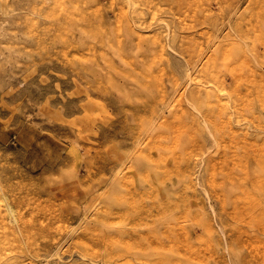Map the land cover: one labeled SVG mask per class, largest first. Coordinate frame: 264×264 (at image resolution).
I'll use <instances>...</instances> for the list:
<instances>
[{
    "label": "rangeland",
    "instance_id": "rangeland-1",
    "mask_svg": "<svg viewBox=\"0 0 264 264\" xmlns=\"http://www.w3.org/2000/svg\"><path fill=\"white\" fill-rule=\"evenodd\" d=\"M89 1L0 0V256L264 264V0L125 1L139 32L126 49L120 3L101 0L104 29Z\"/></svg>",
    "mask_w": 264,
    "mask_h": 264
},
{
    "label": "bare ground",
    "instance_id": "bare-ground-1",
    "mask_svg": "<svg viewBox=\"0 0 264 264\" xmlns=\"http://www.w3.org/2000/svg\"><path fill=\"white\" fill-rule=\"evenodd\" d=\"M63 1H64V0H63ZM74 1H75V0H74ZM90 1H92V2L94 3L93 5L96 6V9H97L95 19H99V20H97V22L99 21V22H100V25H101L104 29H106L107 27H106L105 24H108V20H107L106 14L103 13L104 5L102 4L101 0H90ZM90 1H89V2H90ZM117 1L120 3V5H117V4H118ZM117 1H116V0H113V3H117V4H115V7H114V8L117 9V10L119 11V13H122V15H123V17H124V19H123V21H122V22H123V33H122V34H123V38H122L121 42H123V47H125V49H126V47L129 45L128 43L132 44L133 40H136V39H133V36H135V35L137 36V34H138L139 32H137V31H135V30L132 29V26H131V23H132V22H131V21H127L128 18H126V17L124 16V13H126V10H125V7H124V4H125L124 2H125V1H129V0H117ZM50 2H51V1H48L46 6H47L48 9H50V10L52 9L51 12H52L53 14H56V13H57L56 15H58V13H59V14H63V16H62L63 18H65V16L68 17V15H69V16H72L71 14H69L68 12H66L65 8L63 9L64 3L62 4L61 1H60V2H54V1H53L54 3H50ZM81 2H82V1H81ZM87 2H88V1H87ZM69 3H70V2H69ZM69 3H68V4H69ZM43 4H44V3H43ZM80 4H81V3H80ZM83 4H84V3H83ZM84 5H85V4H84ZM42 6H43V5H42ZM44 6H45V5H44ZM75 6H76V5H75ZM79 6H80V5H79ZM90 6H92V5H90ZM90 6H89V7H90ZM40 7H41V6H40ZM49 7H50V8H49ZM38 8H39V7H38ZM41 8H42V7H41ZM80 8H82V7H80ZM87 8H88V7H87ZM62 9H63V10H62ZM77 9H78V8H77ZM82 9H83V8H82ZM82 9H81L80 11H82ZM105 9H106V8H105ZM115 9H114V10H115ZM135 9H136V8H135ZM38 10H39V9H38ZM83 10H84V9H83ZM44 11H46V10H44ZM51 12H49V15H50ZM41 13H42V12H41ZM86 13H87V12H86ZM88 13H89V12H88ZM92 13H93V12L91 11V14H92ZM42 14H43V13H42ZM74 15H75V14H74ZM88 15H89V14H88ZM93 15H94V14H93ZM41 16H42V15H41ZM89 16H90V15H89ZM89 16L87 17V19H86V16H85V19H86L87 21H90V22L93 23V24H97V23H94V21H95V20L93 19L94 16H93V18H92L93 20H92L91 17H89ZM126 16H128V15H126ZM56 17H57V16H56ZM117 17L119 18V15H118ZM46 18H47V17H46ZM33 20H34V19H33ZM35 20H36V19H35ZM52 20H53V19H52ZM54 20H56V18H55ZM57 20L59 21V19H57ZM76 20H79V19L76 18ZM82 20H83V19H82ZM133 20H135L137 23L141 24V18L136 17V18H133ZM28 21L30 22L31 20H28ZM110 21H111V20H110ZM32 22H33V21H32ZM36 22H37V21H36ZM53 22H54V21H53ZM62 22H63V20H62ZM73 22H74V21H73ZM80 22H81V21H80ZM33 23H34V22H33ZM43 23H44V22H43ZM48 23H49V22H48ZM75 23H77V22H75ZM86 23L89 24V22H86ZM110 23H111V22H110ZM31 24H32V23H30V25H31ZM56 24H57V23H56ZM60 24H61V23H60ZM72 24H74V23H72ZM98 24H99V23H98ZM44 25H45V24H44ZM61 25H62V24H61ZM70 25H71V23H70ZM74 25H75V24H74ZM78 25H81V24H78ZM100 25H99V26H100ZM38 26H39V25H38ZM57 26H60V25H57ZM57 26H56V27H57ZM62 26H64V25H62ZM66 26H67L66 28H67V30H68L69 27H68L67 24H66ZM113 26H114V25H113ZM3 27H4V26H3ZM34 27H35V29H36L37 26H34ZM41 27H42V24H41ZM41 27H40V28H41ZM49 27H50V26H49ZM72 27H73V26H72ZM85 27H86V26H85ZM87 27H89V26L87 25ZM87 27H86V28H87ZM96 27H97V26H96ZM96 27H95V28H96ZM111 27H112V26H111ZM117 27H118V26H117ZM117 27H116V28H117ZM32 28H33V27H32ZM37 28H38V27H37ZM42 28L45 29V27H42ZM42 28H41V29H42ZM57 28H58V27H57ZM92 28H94V27H92ZM92 28H91V29H92ZM98 28H100V27H97V29H98ZM114 28H115V27H114ZM114 28L112 27V28H111V31H112V29H114ZM33 29H34V28H33ZM73 29H74V28H73ZM91 29H90V30L87 29L86 31H88L89 34H90ZM55 30L58 31V29H55ZM59 30H60V29H59ZM114 30H115V29H114ZM48 31H49V30H48ZM62 31H63V30H61V33H62ZM68 31H69V30H68ZM70 31H71V30H70ZM37 32H38V31H37ZM52 32H53V31H52ZM59 32H60V31H59ZM59 32H58V33H59ZM93 32H94V31H93ZM93 32L91 31V33H93ZM98 32H99V29H98ZM55 33H56V32H55ZM63 33H64V31H63ZM74 33H75V32H74ZM103 33H104V31H103ZM105 33L108 34V35L110 34V32H109V31L107 32L106 30H105ZM114 33H115V32H114ZM47 34H48V33H47ZM53 34H54V33H52V35H53ZM59 34H60V33H59ZM66 34H67V33H66ZM33 35H34V34H33ZM75 35H76V34H75ZM98 35H104V34H100V33H98ZM54 36H55V35H54ZM59 36H60V35H59ZM91 36H92V35H91ZM95 36H96V35H95ZM136 36H135V37H136ZM56 37H57V36H56ZM64 37H65V36H64ZM96 37H97V36H96ZM109 37H110V36H109ZM54 38H55V37H54ZM54 38H53V40H55ZM73 38H74V37H73ZM94 38H95V37H94ZM102 38H103V37H102ZM110 38H111V37H110ZM118 38H119V36H118ZM99 39H100V37H99ZM99 39H97V40L99 41ZM103 39H104V38H103ZM49 40H50V39H49ZM69 40H70V39H69ZM95 40H96V39H95ZM97 40H96V41H97ZM51 41H52V40H51ZM66 41H67V38H66ZM96 41H94V42H96ZM98 41H97V43H98ZM72 42H73V41H72ZM72 42H71V43H72ZM76 42H77V41H76ZM84 42H85V39H84ZM103 42H104V40H103ZM71 43H70V44H71ZM86 43H87V42H86ZM91 43H92V42H91ZM45 44H46V43H45ZM60 44H61V43H60ZM64 44H65V43H64ZM70 44H69V45H70ZM74 44H75V43H74ZM74 44H73V45H74ZM83 44H84V43H83ZM102 44H103V43H102ZM102 44H101V45H102ZM119 44H120V43L118 42V45H119ZM138 44H139V43H138ZM48 45H49V43H48ZM50 45H51V44H50ZM83 46H85V45H83ZM94 46H96V45H94ZM102 46H103V45H102ZM112 46H113V45H112ZM112 46H111V47H112ZM114 46H115V45H114ZM36 47H37V46H36ZM61 47H62V45H61ZM69 47H70V46H69ZM86 47H87V45H86ZM116 47H117V44H116ZM121 47H122V46H121ZM44 48H45V47H44ZM63 48H64V46H63ZM72 48H73V47H72ZM75 48H77V47H75ZM80 48L83 49L84 47L82 48V47L80 46ZM80 48H79V50H80ZM119 48H120V47H119ZM27 49H28V48H27ZM56 49H58V48L56 47ZM64 49H65V48H64ZM64 49H63V50H64ZM116 49H117V48H116ZM121 49H122V48H121ZM43 50H45V49H43ZM58 50H59V49H58ZM58 50H56V51H58ZM60 50H61V49H60ZM73 50H74V49H73ZM91 50H92V49H91ZM118 50H119V49H118ZM54 51H55V50H54ZM74 51H76V50H74ZM101 51H102V50H101ZM123 51H124V50H123ZM66 52H67V51H66ZM69 52H70V51H69ZM79 52H80V51H79ZM85 52H86V51H85ZM119 52L121 53L120 50L118 51V53H119ZM125 52H126V51H125ZM46 53H47V52H46ZM75 53H76V52H75ZM99 53H100V52H99ZM107 53H108V52H107ZM139 53H140V52H139ZM56 54H57V53H56ZM61 54H64V52L61 53ZM88 54H89V53H88ZM122 54H124V53H122ZM101 55H102V54H101ZM110 55H111V54H110ZM130 55H131V54H130ZM130 55H129V56H130ZM139 55H140V54H139ZM139 55H138V56H139ZM51 56H52V55H51ZM63 56H64V55H63ZM77 56H79V55H77ZM87 56H88V55H87ZM102 56H103V55H102ZM108 56H109V55H108ZM120 56H121V55H120ZM120 56H119V57H120ZM89 57H90V56H89ZM123 57H124V59H125V56H122V60H123ZM126 57H127V56H126ZM81 58H82V57H81ZM109 58H110V56H109ZM113 58H114V57H113ZM120 58H121V57H120ZM127 58H128V57H127ZM132 58H133V57H132ZM132 58H131V60H132ZM31 59H33V58H31ZM129 59H130V58H129ZM87 60H88V59H87ZM87 60H86V61H87ZM110 60H111V59H110ZM126 60H128V59H126ZM126 60H125V61H126ZM19 61H20V60H19ZM68 61H69V60H68ZM70 61H71V58H70ZM78 61H79V60H78ZM125 61H124V62H125ZM95 62H96V61H95ZM126 62H128V61H126ZM129 62H130V61H129ZM133 62H134V60H133ZM72 63H73V61H72ZM86 63H87V62H86ZM111 63H112V61H111ZM113 63H114V62H113ZM113 63H112V64H113ZM115 63H116V62H115ZM28 64H29V63H28ZM75 64H76V62H75ZM81 64H82V63H81ZM84 64H85V63H84ZM87 64H88V63H87ZM98 64H99V63H98ZM133 64H134V63H133ZM131 65H132V64H131ZM157 65H158V64H157ZM157 65H156V66H157ZM225 65H226V64H225ZM228 65H229V64H228ZM129 66H130V65H129ZM137 66H138V65H137ZM137 66H136V67H137ZM143 66H144V65H143ZM156 66H155V67H156ZM160 66H162V65L160 64ZM155 67H154V68H155ZM165 67H166V66H165ZM196 67H197V66H196ZM127 68H128V67H127ZM143 68H144V67H143ZM148 68H149V65H148ZM148 68H147V71L149 70ZM156 68H157V67H156ZM159 68H160V67H159ZM159 68H158V69H159ZM166 68H167V67H166ZM189 68H190V67H189ZM152 69H153V68H152ZM192 69H193V68H192ZM124 70H125V67H124ZM132 70H133V68H132ZM144 70H145V69H143V71H144ZM127 71H128V70H127ZM143 71H142V72H143ZM130 72H131V71H130ZM140 72H141V71H140ZM142 72H141V73H142ZM144 72H145V71H144ZM149 72H151V71H149ZM172 72H173V71H172ZM131 73H132V72H131ZM135 73H136V72H135ZM137 73H138V72H137ZM137 73H136V74H137ZM186 73H189V71L186 72ZM146 74H148V73L146 72ZM194 74H195V73H194ZM126 75H127V74H126ZM131 75H132V74H131ZM134 75H135V74H134ZM141 75H142V74H141ZM168 75H169V73H168ZM191 75H193V74H191ZM123 76H124V74H123ZM138 76H139V75H138ZM138 76H137V77H138ZM145 76H146V75H145ZM158 76H160V75H158ZM174 76H175V75H174ZM174 76H173V77H174ZM126 77H127V76H126ZM129 77H130V76H129ZM132 77H133V76H132ZM143 77H144V76H143ZM146 77H147V76H146ZM162 77H164V76H162ZM168 77H169V76H168ZM178 77H179V75H178ZM151 78H153V77H151ZM151 78H149L148 80H151ZM156 78H157V77H156ZM143 79H144V78H143ZM145 79H147V78H145ZM145 79H144V80H145ZM162 79H163V78H162ZM162 79H161V80H162ZM176 79H177V78H176ZM196 79H197V77L191 78V80L193 81V83H194V81H195V85H196L195 87H196L197 89L194 90V88H193V87H194V86H193L194 84L192 85V84L190 83L193 87H191L190 85H189V86H190L191 88H193V90H194V92H196V94H198V96H196V95H194V93H193V95H194L193 98L196 96V97L198 98V99H196V102L198 103L199 106L203 107V106H205V103L208 102V101H207L208 99L206 98V96H205L204 94H207V96H208L209 93H208L206 90H204V88H200L201 83L197 82ZM205 79H206V78H205ZM144 80H143V81H144ZM148 80H147V81H148ZM158 80H159V79H158ZM163 80H164V79H163ZM191 80H190V81H191ZM151 81H152V80H151ZM153 81H154V78H153ZM156 81H157V80H156ZM174 81H175V80H174ZM174 81H173V85H174ZM179 81H181V80H179ZM184 81H185V80H184ZM187 81H188V80H187ZM192 81H191V82H192ZM202 81H203V80H202ZM204 81H205V80H204ZM161 82H162V81H161ZM163 82H164V81H163ZM182 82H183V81H182ZM205 82H206V83H205ZM205 82H203V83H205V84L207 85V84H208L207 81H205ZM142 83H143V82H142ZM158 83H159V81H158ZM178 83H179V82H178ZM178 83H177V84H178ZM186 83L189 84L188 82H186ZM145 84H146V82H145ZM145 84H144V85H145ZM160 84H161V83H160ZM205 84H204V85H205ZM123 85H124V84H123ZM162 85H163V84H162ZM175 85H176V84H175ZM209 85H212V84L209 83ZM156 86H157V85H156ZM168 86H169V85H168ZM182 86H183V85H182ZM202 86H203V85H202ZM207 86H208V85H207ZM123 87H124V86H123ZM146 87H147V86H146ZM161 87H163V86H161ZM161 87H160V88H161ZM164 87H165V85H164ZM164 87H163V88H164ZM173 87H174V86H173ZM190 87H189L188 89H190ZM204 87H206V86H204ZM166 88H167V87H166ZM185 88H186V87H184V89H185ZM130 89L132 90V88H130ZM133 89H134V88H133ZM181 89H182V88H181ZM184 89H183V91H184ZM206 89H209V88H206ZM211 89H212V87H211ZM213 89H214V88H213ZM158 90H159V89H158ZM160 90H161V89H160ZM162 90H163V89H162ZM175 90H176V88H175ZM132 91H133V90H132ZM172 91H173V90H172ZM123 92L125 93V94L123 93L124 95L127 94V91H123ZM138 92H139V91H138ZM214 92H215V91H214ZM139 93H140V92H139ZM186 93H187V92H186ZM218 93H220V92H218ZM218 93H217V94H218ZM221 93L223 94V91H222ZM224 93H225V92H224ZM151 94H152V93H151ZM163 94H164V93H163ZM214 94H216V93H214ZM154 95H155V94H154ZM165 95H166V94H165ZM182 95H183V94H182ZM219 95H220V94H219ZM225 95H226V93H225ZM137 96H138V95H137ZM139 96H140V95H139ZM159 96H161V95H159ZM175 96H176V95H175ZM213 96H214V95H213ZM129 97H130V96H129ZM134 97H135V96H134ZM155 97H158L157 94H156ZM155 97H154V98H155ZM164 97H165V96H164ZM179 97H180V96H179ZM179 97H178V98H179ZM210 97H211V95H210ZM217 97H218V96H217ZM135 98H136V97H135ZM137 98H138V97H137ZM139 98H140V97H139ZM180 98H181V97H180ZM191 98H192V96H191ZM214 98H215V97H214ZM214 98H212V99H214ZM220 98H221V97H220ZM222 98H223V97H222ZM123 99H125V98H123ZM128 99H129V98H128ZM128 99H127V100H128ZM144 99H145V98H144ZM144 99L141 98V100H144ZM146 99H147V97H146ZM165 99L167 100V98H165ZM165 99H164V100H165ZM173 99H174V98H173ZM199 99H200V100H199ZM216 99H217V98H216ZM230 99H231V97H230ZM132 100H133V99H132ZM154 100H155V99H154ZM175 100H176V99H175ZM181 100H182V98H181ZM186 100H187V99H186ZM210 100H211V98H210ZM210 100H209V101H210ZM217 100H218V99H217ZM231 100H233V99H231ZM129 101H130V100H129ZM144 101H145V100H144ZM151 101H152V100H151ZM151 101H149V102H151ZM178 101H179V99L177 100V102H178ZM189 101L192 102L191 104L195 103V102H193V99H192V100L189 99ZM204 101H206V102H204ZM211 101H212V100H211ZM127 102H128V101H127ZM152 102H153V101H152ZM179 102H180V101H179ZM215 102H217V101H215ZM225 102H226V101H225ZM157 103H159V102H157ZM161 103H162V102H161ZM180 103H181V102H180ZM197 103H195V104L197 105ZM210 103H211V102H210ZM213 103H214V101L212 102V104H213ZM138 104H139V103H138ZM152 104H154V103H152ZM155 104H156V103H155ZM187 104H188V103H187ZM223 104H224V103H223ZM227 104H229V100H228V103H227ZM213 105H214V104H213ZM221 105H222V104H221ZM158 106H159V105H158ZM170 106H171V105H170ZM172 106H173V104H172ZM180 106H181V105H180ZM194 106H195V105H194ZM194 106H193V107H194ZM216 106H217V103H216ZM230 106H231V103H230ZM178 107H179V106H178ZM185 107H186V106H185ZM197 107H198V106H197ZM222 107H224V105H223ZM222 107H221V108H222ZM228 107H229V105H228ZM231 107H232V106H231ZM168 108H169V107H168ZM195 108H196V107H195ZM173 109H175V107H174ZM183 109H184V108H183ZM192 109H193V108H192ZM217 109H218V107H217ZM219 109H220V108H219ZM223 109H224V108H223ZM223 109H222V110H223ZM229 109H230V108H229ZM180 110H181V109H180ZM184 110H186V109H184ZM195 110H196V109H195ZM195 110H194V111H195ZM214 110H215V109H214ZM225 110H226V108H225ZM230 110H231V109H230ZM178 111H179V110H178ZM178 111H177V112H178ZM205 111H206V110H205ZM205 111H204V112H205ZM209 111H210V110H209ZM211 111H213V110H211ZM231 111H232V110H231ZM173 112H174V111H173ZM190 112H191V111H190ZM196 112H197V111H196ZM196 112H195V113H196ZM198 112H199V114L201 115L200 111H198ZM214 112H215V111H214ZM216 112H218V111L216 110ZM219 112H220V111H219ZM227 112H228V111H227ZM179 113H180V112H179ZM193 113H194V112H193ZM212 113H213V112H212ZM129 114H130V113H129ZM132 114H133V113H132ZM177 114H178V113H177ZM190 114H191V113H190ZM200 115H199V117H200ZM202 115H203V114H202ZM132 116H133V115H132ZM195 116H196V115H195ZM127 117H128V116H127ZM184 117H185V116H184ZM134 118H135V117L133 116V119H134ZM176 118H177V116H176ZM136 119H138V118H136ZM196 119H197V118H196ZM139 120H140V119H139ZM178 120H179V119H178ZM193 120H194V119H193ZM193 120H192V122H193ZM201 120H202V119H201ZM189 121H190V120H189ZM189 121H187V122L189 123ZM194 121H195V120H194ZM127 122H128V121H127ZM181 122H182V121H181ZM183 122H184V120H183ZM192 122H191V123H192ZM198 122H199V120H198ZM135 123H136V121H135ZM185 123H186V121H185ZM194 123H195V122H194ZM203 123H204V121H203ZM137 124H138V123H137ZM171 124H172V123H171ZM189 124H190V123H189ZM189 124H187V129H189L188 127H190ZM135 125H136V124H135ZM142 125H143V123H142ZM172 125H173V124H172ZM188 125H189V126H188ZM191 125H192V124H191ZM199 125H200V123L198 124V128L200 129L201 126H199ZM180 126H181V125H180ZM183 126H186V124L184 125V123H183V124H182V127H183ZM136 127H137V126H136ZM142 127H144V125H143ZM154 127H155V125H154ZM165 127H166V126H165ZM144 128H145V127H144ZM144 128H143V129H144ZM170 128H171V127H170ZM177 128H178V127H177ZM183 128H184V127H183ZM139 129L141 130V127H139ZM185 129H186V128H185ZM199 129H198V130H199ZM152 130H153V129H152ZM167 130H168V129H167ZM131 131H132V130H131ZM138 131H139V130H138ZM159 131H160V130H159ZM180 131H181V130H180ZM185 131H187V130H185ZM191 131H192V130L190 129V133H191ZM141 132H142V131H141ZM164 132H165V131H164ZM181 132H182V131H181ZM183 132H184V130H183ZM187 132H188V131H187ZM193 132H194V131H193ZM161 133H162V132H161ZM165 133H166V132H165ZM173 133H174V132H173ZM153 134H154V133H153ZM170 134H171V133H170ZM176 134H178V133H176ZM191 134H192V133H191ZM137 135L139 136V134H137ZM155 135H156V134H155ZM163 135H164V134H163ZM193 135H195V133H194ZM193 135H192V136H193ZM202 135H203V134H202ZM141 136H142V135H141ZM156 136H157V135H156ZM173 136H174V135H173ZM163 137H164V136H163ZM166 137H167V136H166ZM168 137H169V136H168ZM182 137H184V136H182ZM194 137H195V136H194ZM126 138H127V137H126ZM159 138H160V137H159ZM164 139H165V138H164ZM192 139H193V138H192ZM181 140H182V139H181ZM184 140H185V139H184ZM143 141H144V140H143ZM152 141H153V140H152ZM154 141H155V140H154ZM173 141H174V140H173ZM175 141H176V140H175ZM192 141H193V140H192ZM192 141H191V143H192ZM199 141H200V140H199ZM124 142H125V141H124ZM178 142H179V141H178ZM178 142H177V143H178ZM188 142H189V141H188ZM153 143H154V142H153ZM173 143H174V142H173ZM173 143H172V145H173ZM175 143H176V142H175ZM177 143H176V144H177ZM182 143H183V141H182ZM191 143H190V144H191ZM169 144H170V142H169ZM198 144H199V142H198ZM127 145H129V144H127ZM148 145H149V144H148ZM172 145H171V147H172ZM178 145H179V144H178ZM194 145H195V144H194ZM138 146H139V145H138ZM141 146H143V145H141ZM159 146H160V145H158V148H159ZM174 146H175V144H174ZM183 146H184V145H183ZM187 146H190V145L187 144ZM153 147H154V145H153ZM163 147H164V146H163ZM191 147H192V146H191ZM195 148H196V146H195ZM125 149H126V148H125ZM129 149H130V148H129ZM133 149H134V148H133ZM143 149H144V147H143ZM147 149H148V147H147ZM173 149H174V148H173ZM190 149H191V148H190ZM190 149H188V150H190ZM193 149H194V148H193ZM193 149H191V150H193ZM123 150H124V149H123ZM140 150H141V149H139L138 151H140ZM161 150H162V149H161ZM185 150H186V149H185ZM124 151H125V150H124ZM157 151H158V150H157ZM163 151H164V150H163ZM170 151H171V150H170ZM173 151H174V150H173ZM125 152H127V149H126ZM125 152H124V153H125ZM140 152H141V151H140ZM165 152H168V151H165ZM138 153H139V152H138ZM144 153H145V151H144ZM148 153H151V152H148ZM125 154H126V153H125ZM130 154H131V152H130ZM158 154H159V153H158ZM171 154H172V153H171ZM189 154H190V153H189ZM126 155H127V154H126ZM141 155H142V154H141ZM185 155H186V154H185ZM169 156H170V155H169ZM131 157H132V156H131ZM142 159H143V158H142ZM156 159H157V157H156ZM170 159H171V157H170ZM172 159H173V158H172ZM174 159H175V158H174ZM183 159H184V158H183ZM128 160H129V159H128ZM157 160H158V159H157ZM129 161H130V160H129ZM135 161H136V160H135ZM159 161H161V160H159ZM180 161H181V160H180ZM133 162H134V161H133ZM137 162H138V161H137ZM129 163H130V162H129ZM129 163H128V165H129ZM135 163H136V162H135ZM123 164H124V163H123ZM137 164H138V163H137ZM165 164H166V163H165ZM167 164H168V163H167ZM182 164H183V163H182ZM131 165H132V164H131ZM153 165H154V164H153ZM178 165H179V164H178ZM129 166H130V165H129ZM129 166H127L126 168H128ZM132 166H133V165H132ZM195 166H196V165H195ZM123 167H124V166H123ZM148 167H152V166H148ZM158 167H159V166H158ZM153 168H154V167H153ZM156 168H157V167H156ZM130 169H131V168H130ZM153 170H154V169H153ZM153 170H152V172L154 173ZM155 170H156V169H155ZM195 171H196V170H195ZM133 172H134V171H133ZM159 173H160V172H159ZM196 173H197V172H196ZM196 173H195V174H196ZM135 174H136V173H135ZM135 174H134V175H135ZM151 174H152V173H151ZM153 175H154V174H153ZM185 176H186V174L184 175V177H185ZM193 176H194V175H193ZM152 177H153V176H152ZM186 177H187V176H186ZM186 177H185V178H186ZM194 177H195V176H194ZM161 178H162V177H161ZM177 178H178V177H177ZM187 178H188V177H187ZM187 178H186V181H187ZM195 178H196V177H195ZM184 180H185V179H184ZM155 181H156V179H155ZM172 181H173V180H172ZM172 181H171V182H172ZM180 182H181V181H180ZM191 182H192V181H191ZM155 183H157V182H155ZM167 184H168V183H167ZM162 185H164V184H162ZM172 185H173V184H172ZM168 186H169V185H168ZM168 186H167V187H168ZM178 186H180V185H178ZM193 186H194V185H193ZM193 186H192V187H193ZM162 187H163V186H161V188H162ZM195 187H197V186H195ZM161 188H160V189H161ZM164 188H165V187H164ZM167 189H170V188H167ZM190 189H191V188H190ZM187 190H188V189H187ZM188 191H189V190H188ZM167 192H168V191H167ZM167 192H166V193H167ZM161 194H162V192H161ZM184 194H185V193H184ZM189 194H190V192H189ZM194 194H195V193H194ZM159 196H160V194H159ZM172 196H173V195H172ZM161 198H163V197H161ZM180 198H181V197H180ZM182 199H183V198H182ZM190 200H191V199H190ZM184 201H185V200H184ZM159 202H160V201H159ZM160 204H161V203H160ZM160 204H159V205H160ZM182 204H183V203H182ZM190 204H192V203H190ZM190 204H189V205H190ZM161 205H162V204H161ZM172 206H173V205H172ZM181 206H182V205H181ZM187 206H188V205H187ZM157 207H159V206H157ZM191 207H192V206H190V208H191ZM173 208H174V207H173ZM185 208H186V207H185ZM190 208H189V209H190ZM161 210H162V209H161ZM167 210H168V209H167ZM173 210H174V209H173ZM177 210H178V209H177ZM186 210H187V209H185V211H186ZM8 211H9V213L12 215V217L14 218V220H16L15 218H16L17 215H15V210L13 209V207H12L11 205H8ZM181 211H182V210H181ZM158 212H159V211H158ZM174 212H175V211H174ZM174 212H172V213H174ZM187 212H188V211H187ZM177 213H178V212H177ZM184 213H186V212H184ZM160 214H161V213H160ZM175 214H176V213H175ZM175 214H173V216H174ZM182 214H183V212L181 213V215H182ZM184 215H185V214H184ZM187 215H188V214H187ZM161 216H163V215H161ZM170 216H171V215H170ZM176 216H177V215H176ZM159 217H160V216H159ZM166 217H167V216H166ZM166 217H165V218H166ZM174 217H175V216H174ZM174 217H173V218H174ZM177 217H178V216H177ZM185 217H186V215L184 216V218H185ZM171 218H172V217H171ZM175 218H176V217H175ZM175 218H174L173 220L177 221L176 219H178V218H176V219H175ZM180 218H181V217H180ZM180 218H179V220H180ZM186 218H187V217H186ZM186 218H185V219H186ZM162 219H164V218H162ZM17 220H18V219H17ZM165 220H168V221H169L170 219H165ZM182 220H183V219H182ZM186 220H187V219H186ZM170 221L172 222V220H170ZM184 221H185V220H184ZM156 222H157V220H156ZM179 222H181V221H179ZM179 222H178V223H179ZM182 222H183V221H182ZM165 223H167V222H165ZM172 223H173V222H172ZM174 223H176V222H174ZM154 224H156V223H154ZM157 224H158V222H157ZM160 224H161V223H160ZM162 224H163L162 226H164V223H162ZM180 224H181V223H180ZM169 225H170V222H169ZM155 226H156V225H155ZM160 226H161V225H160ZM160 226H159V227H160ZM162 226H161V227H162ZM170 226H172V225H170ZM173 226H176V225H173ZM157 229H158V228H157ZM56 251H57V250H56ZM2 255H3V254H2ZM8 256H9V255L5 256V257H7V258H3V256H0V264H16L17 261H15L14 259H9ZM58 256H59V254H58ZM14 257H16V256H14ZM59 257H60V256H59ZM12 258H13V257H12ZM17 259H18V257H17ZM166 259H167V258L165 257L164 260L166 261ZM168 260H169V259H168ZM170 260H171V259H170ZM170 260H169V261H170ZM20 261H21V260H20ZM54 261H56V260H54ZM171 261H172V260H171ZM22 262H23V261H22ZM52 262H53V261H52ZM23 263H24V262H23ZM161 263H163V262H161ZM167 264H168V263H167ZM169 264H170V263H169Z\"/></svg>",
    "mask_w": 264,
    "mask_h": 264
}]
</instances>
